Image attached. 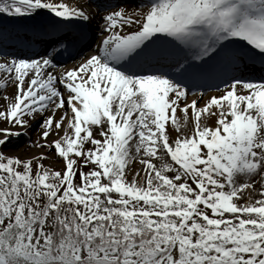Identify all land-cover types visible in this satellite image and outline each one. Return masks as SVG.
<instances>
[{"label": "snow or ice", "instance_id": "1", "mask_svg": "<svg viewBox=\"0 0 264 264\" xmlns=\"http://www.w3.org/2000/svg\"><path fill=\"white\" fill-rule=\"evenodd\" d=\"M86 5L0 0V264H264V0Z\"/></svg>", "mask_w": 264, "mask_h": 264}, {"label": "rangeland", "instance_id": "2", "mask_svg": "<svg viewBox=\"0 0 264 264\" xmlns=\"http://www.w3.org/2000/svg\"><path fill=\"white\" fill-rule=\"evenodd\" d=\"M93 31H95V29L93 28ZM93 43H95V40H93ZM72 63H73V61H71V62H69V63H67V64H65V65H67V66H71L72 65ZM7 91L8 92H11L12 91V86L10 85L8 88H7ZM3 103V101L2 100H0V104H2ZM210 123H211V121H209ZM39 127V125H34L31 129H29L28 131H29V136H28V138H27V140L29 139V137L31 136V138L36 134H38V132H37V128ZM49 139H51V137H49ZM25 143V141L23 140V141H18V142H16L15 144H13V146H8L7 148H5L4 149V151H6L7 153H12V154H14L13 152H12V149H19V148H22V146H23V144ZM45 149L44 148H37V149H33L32 147L30 148V150H28V153H32V154H35L36 152H38V151H44ZM28 153H25V152H22V153H19L18 155H21V156H24V155H26V154H28ZM51 153L52 152H49V155H51ZM45 163H52V164H54V165H56V166H59V161L58 160H54V161H49V160H45ZM140 165H137V166H132V169L134 170L136 167H139ZM130 175H131V173H129V177H130Z\"/></svg>", "mask_w": 264, "mask_h": 264}, {"label": "bare ground", "instance_id": "3", "mask_svg": "<svg viewBox=\"0 0 264 264\" xmlns=\"http://www.w3.org/2000/svg\"><path fill=\"white\" fill-rule=\"evenodd\" d=\"M97 1H99L100 3H104V2H106V0H97ZM92 26H93V28L95 29V25H96V21L95 20H93L92 22ZM29 131H28V136H29ZM38 135V134H37ZM37 135L35 134L32 138H31V136H30V138L32 139V140H35L36 138H37ZM28 136H26V135H20L19 136V138L18 139H15L13 142H12V144L10 145V146H13V144H15L16 142H18V141H25V143L23 144V146H22V148H19V149H12V152L14 153V154H19V153H22V152H25V153H28V150H30V146H29V144H28V140H27V138H28ZM33 149H37V148H35V147H32ZM50 157L51 156H53V153H51V155H49ZM54 160H56V159H52V161H54ZM137 166V165H139V162L138 161H134V162H132V166Z\"/></svg>", "mask_w": 264, "mask_h": 264}]
</instances>
